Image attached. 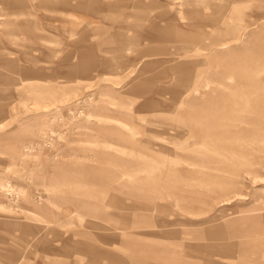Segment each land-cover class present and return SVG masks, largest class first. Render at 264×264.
Returning <instances> with one entry per match:
<instances>
[{
    "label": "rangeland",
    "instance_id": "rangeland-1",
    "mask_svg": "<svg viewBox=\"0 0 264 264\" xmlns=\"http://www.w3.org/2000/svg\"><path fill=\"white\" fill-rule=\"evenodd\" d=\"M0 264H264V0H0Z\"/></svg>",
    "mask_w": 264,
    "mask_h": 264
},
{
    "label": "crops",
    "instance_id": "crops-1",
    "mask_svg": "<svg viewBox=\"0 0 264 264\" xmlns=\"http://www.w3.org/2000/svg\"><path fill=\"white\" fill-rule=\"evenodd\" d=\"M139 4V5H138ZM143 5V1H139V3L134 5V8H140ZM145 6V5H144ZM143 7V6H142Z\"/></svg>",
    "mask_w": 264,
    "mask_h": 264
}]
</instances>
